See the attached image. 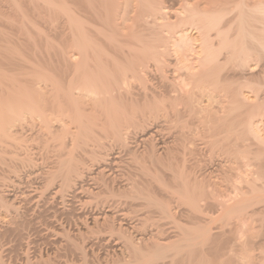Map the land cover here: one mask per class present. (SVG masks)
Returning a JSON list of instances; mask_svg holds the SVG:
<instances>
[{
    "label": "bare ground",
    "instance_id": "6f19581e",
    "mask_svg": "<svg viewBox=\"0 0 264 264\" xmlns=\"http://www.w3.org/2000/svg\"><path fill=\"white\" fill-rule=\"evenodd\" d=\"M3 1L0 17L7 19V30L13 28L0 26V165L14 163L7 174L5 167L0 170V213L21 207L14 203L16 193L3 185L22 178L28 166L42 177L37 188L51 189L55 201L64 204L70 199L66 193H73L82 206L77 215L82 238V227L91 231L105 224L118 233L119 240L88 234L80 242L72 239L84 252L80 256L98 246L110 254L104 262L100 256L90 262L82 257V264H264V0ZM157 122L169 124L167 132L174 129V135L168 132L172 143L161 148L151 141L157 129L149 123ZM133 137L152 142L147 159H161L155 147L168 159H154L150 167L153 158L150 163L141 158L149 163L135 162L142 176L138 170L124 180L129 166L121 164L122 150H129L131 162L145 154L144 146L137 150L141 156L135 151ZM29 138L38 141L33 151H43L39 166ZM198 140L212 157L224 155V164L202 163ZM189 154L198 160L190 156L189 162ZM156 165L166 169L154 170ZM99 194L95 203L89 200ZM121 203L131 209L125 213ZM162 218H171L177 230L167 232ZM13 224L0 222V264H7L4 239L14 232ZM24 228L15 231L20 240ZM234 231L243 239L227 240ZM24 260L34 264L29 254Z\"/></svg>",
    "mask_w": 264,
    "mask_h": 264
},
{
    "label": "rangeland",
    "instance_id": "374dc122",
    "mask_svg": "<svg viewBox=\"0 0 264 264\" xmlns=\"http://www.w3.org/2000/svg\"><path fill=\"white\" fill-rule=\"evenodd\" d=\"M3 2H6L5 0L3 1ZM1 20H3V18L2 17H0V22H2ZM4 20H5V18H4ZM4 20H3V22H2V24L4 23V25H1L0 24V26L1 27H5V29L4 30H7V28L8 27H6L5 26V22H4ZM5 21H7V19L5 20ZM6 24H9L8 22H6ZM11 24V23H10ZM18 24V23H17ZM9 26V25H8ZM12 25H10L9 26V30H7V31H10V27H11ZM14 26V25H13ZM11 28H13V27H11ZM23 35V34H22ZM158 123L159 122H157V124H155V123H149L150 124V126L152 125V127H151V129H157L158 131H159V129L161 130L162 129V131H159V134L157 133L158 131L157 130H154L153 132H155L154 134V136H152V138H151V141H152V139H154L155 140V143H156V145L155 146H157V147H163L166 143H172L171 141H173L174 139L171 137V139L169 138L170 136H171V134H173L174 135V129L173 128H171L170 130L172 131V133H171V131L168 129V132H170L169 134H168V132H167V130H164V128L166 129L167 127H166V125L164 124V123H159V126L160 127H157L156 125H158ZM149 124H147L146 126L148 127V125ZM163 124V125H162ZM164 125H165V127H164ZM145 126V127H146ZM149 126V127H150ZM153 126H154V128H153ZM163 128H162V127ZM168 126V128H169V124L167 125ZM157 127V128H156ZM172 127V126H171ZM144 128V127H143ZM142 128V129H143ZM141 129V128H140ZM140 129H137L139 132L141 131ZM145 129V128H144ZM163 130H164V132H163ZM161 133V134H160ZM131 134H133L134 135V133L132 132ZM140 134V133H139ZM163 134V135H162ZM167 134H168V136H167ZM159 135V136H158ZM161 135H162V138H161ZM170 135V136H169ZM172 135V136H173ZM132 136V135H131ZM160 137V138H159ZM111 138H109V140H110ZM113 139V138H112ZM133 140H131V142H128V144H133L134 146L135 145H137V148L138 147H140L141 149L143 148V146H144V148H143V150L145 149V154H143V150H142V154L145 156V158L147 157V158H149V156L148 155H150V154H147V152H148V150H149V152L151 151L150 149H152L153 148V145H152V147L151 146H149L150 145V142H149V144H145V142H144V144H143V142L141 143V141L140 140H137V141H135V139H134V137L132 138ZM168 139V140H167ZM30 140H32L31 138H29L28 139V141L31 143L32 141H30ZM106 140H108V138L106 139ZM130 140V139H129ZM153 140V141H154ZM159 140V141H158ZM171 140V141H170ZM28 141H25L24 143H25V145L28 143ZM111 141V140H110ZM138 141H140V142H138ZM157 141V142H156ZM35 142L37 143L38 141H34L33 143H31V144H33V146L32 145H30V147H29V144H28V148L31 150L33 147H34V144H35ZM95 141H93V143L91 144L92 146H94V145H96L95 143H94ZM134 142H138L140 145L142 144V146H138V144L136 143V144H134ZM90 143H91V141H90ZM152 143V142H151ZM165 143V144H164ZM198 149L199 148H201L199 151H197L198 152V154H200V152H201V154H200V156L198 157V156H195V154H194V156L193 157H195V158H193L192 157V155H187V156H189V157H187V156H185V157H187L186 159L188 160L189 159V162H190V160L192 159V162L193 161H196V160H193V159H197L198 160V158H199V160L202 162V163H206V161H207V164L210 166V164L211 165H213V163H214V165L215 166H217V164L218 163H220L221 164V162L223 163V161H224V155H220V156H218L217 154H219V153H216V154H214V156L212 157V155H213V153L210 151V148L208 147V146H206L202 141H200V140H198ZM200 143H202V144H200ZM162 144V145H161ZM169 144V145H170ZM35 145H38V144H35ZM131 146V145H129L130 146V148H133L134 146ZM145 145H146V147H145ZM203 145V146H202ZM27 146V145H26ZM147 146L148 147H151V148H147ZM166 146H167V144H166ZM32 147V148H31ZM37 146H35L34 148H36ZM157 147H155L154 149L156 150V151H160V154H159V152H158V155H156V157H158L159 155H161L162 157H161V159H163V157L165 156V158H164V161H165V159H168L167 157H168V155H166V151L165 150H162V149H160V148H157ZM140 148H138V149H135V147L133 148V151H134V149H135V151H137V150H139ZM123 149V148H122ZM140 149V150H141ZM158 149V150H157ZM203 149V150H202ZM127 150V149H126ZM125 149H123L122 150V155H121V157L123 156V159L122 160H124L125 159V157H126V159H127V161H126V159L124 160V161H122V162H126V163H121L122 165L124 164H127L128 166H129V168H127V167H125V166H127V165H123L124 167H125V170L127 171V172H125V170L123 171L124 172V174H123V176H124V180H125V177H127L128 176V174L129 173H131V172H133V175L132 176H134V175H136V174H134V172L135 171H138L139 170V166H140V164L142 165V163L144 162H141L140 160H141V158L143 159V160H145V161H148L149 159H145L144 158V156H142V157H140V159L139 160H135V161H133L134 163L137 161V162H139V166L137 167L136 166V163H135V165H130V164H132L133 162H131L134 158H132V159H130L131 157H132V154L129 152V150L127 151V152H125L126 151ZM146 150H147V152H146ZM202 150V151H201ZM31 151H33V149L31 150ZM35 151L37 152V154H36V156L35 155H32L33 154V152H34V154H35ZM38 151H42V150H38ZM38 151L37 150H34L33 152H31V156L32 157H34L35 156V158H33L34 160H35V163H34V166H36L37 165V162H40L39 160H40V158H38V156L40 157V154L38 155ZM134 151V152H135ZM162 151V152H161ZM163 151H164V154H163ZM211 152V154H210V152ZM20 152V154H21V152H24V151H19ZM43 152V151H42ZM123 152H124V154H126V155H123ZM128 152H129V154H128ZM138 152V154H139V156H141V154H140V151H137ZM137 152H136V154H137ZM203 152H204V154H203ZM121 154V153H120ZM128 154V155H127ZM147 154V155H146ZM152 154V153H151ZM156 154H157V152H156ZM163 154V155H162ZM22 155V154H21ZM24 155V154H23ZM22 155V156H23ZM42 155V154H41ZM179 155V154H178ZM196 155H197V153H196ZM210 155H211V157H210ZM127 156H130V157H128L127 158ZM179 156H181V155H179ZM192 158H191V157ZM204 156V157H203ZM215 156L217 157H220L221 159L223 158V160H221L220 158V160L219 159H215ZM31 157V158H32ZM88 157V156H87ZM178 156L177 155H175V158L176 159H174V160H179L180 162H181V160L183 159H178L177 158ZM184 157V156H183ZM196 157H198V158H196ZM206 157V158H205ZM209 157V158H208ZM89 159H90V157H88ZM150 158L152 159L153 157L152 156H150ZM181 158V157H180ZM191 158V159H190ZM205 158V159H204ZM214 158L215 160H212V159ZM87 159L88 161H90V160H92V159ZM150 159V160H151ZM156 161H155V160ZM158 160L160 159V156L157 158ZM157 159L156 158H153V162H152V160H151V165H149V163H150V160H149V163H148V165L151 167V166H153V165H155V163H154V161L155 162H157ZM160 159V160H161ZM204 159L205 161H202V160ZM207 159V160H206ZM210 159V160H209ZM12 161H13V159H11ZM129 160H131V161H129ZM218 160V161H217ZM226 160V159H225ZM87 161V162H88ZM167 161V160H166ZM210 161H211V163H210ZM213 161V162H212ZM215 161V162H214ZM220 161V162H219ZM131 162V163H130ZM175 162V161H174ZM188 162V163H189ZM191 162V163H192ZM217 162V163H216ZM14 163V161L11 163V161H9L8 160V162H7V165H5L4 164V167H5V169H4V167H3V165L1 166L0 165V167H3V168H1L0 170H2L3 171V169L4 170H6L7 169V167H8V164H9V166L11 165V164H13ZM133 163V164H134ZM146 163V162H145ZM154 163V164H153ZM158 163H159V161H158ZM210 163V164H209ZM92 164H96V162H94V163H92V161L91 162H89L88 163V165H91L90 167H96V165L94 166V165H92ZM224 164V163H223ZM39 165H40V163H39ZM39 165H37V166H39ZM143 165H147V164H144L143 163ZM148 165L146 166V167H148ZM213 165V166H214ZM219 165V164H218ZM133 168H131V167ZM133 166H135V168L133 167ZM159 165H156V166H154V170H156L157 168H159V170L160 169H162V170H164V167H160V166H163L162 164L158 167ZM124 167H122L123 169H124ZM144 167V166H143ZM155 167H157V168H155ZM24 168L25 167H23V169H21V170H23L24 171V173H23V171L21 172V177L23 178V180H22V178H17V177H14V178H17L16 180H17V182H16V180L14 179V178H11V180L12 179H14V180H12V182L11 183H13L12 185H9L7 182L5 183V185H3V188H5L6 187V189L9 191V192H11L12 194L13 193H16V194H13V195H15L16 197L14 198L13 197V195H12V198H14L15 199V201L16 202H14L15 203V205L16 206H21L20 208H16L15 206V209H17V212H16V210H13V211H9V209H6V210H8V211H6V210H3V212H1L0 213V222L1 223H3V225H7L8 223H10V224H13L11 221V219H13L11 216H13V217H15L16 215V220L18 221V220H20V219H22L25 223L23 224V226L25 227H23V226H21L20 227V225H22V221H20L19 223L18 222H16V220L15 221H13L15 224H13V225H15V227L16 228H14V232H12V233H9L8 235L9 236H6V238L4 239V241L6 240V246H8L9 245V247H11V248H9L8 247V250H7V248H6V251H9V253H6V252H4L5 254H7V255H4V257H5V259H4V257H3V259L4 260H7L6 261V263L8 264V262H9V264H23V260L26 258V256L29 254V256H30V258H31V261H34L33 263L34 264H37V263H42L43 264V262L45 261L44 259H47L48 257V259L49 260H46V261H48L50 264H75V263H80L81 262V264L84 262V257L85 258H88V259H86L88 262H90L91 260V258H93L94 256H100V261L101 262H104L105 261V258L107 259L108 257H110V254L107 252H104V249H106V248H100L99 246H98V248L96 247V248H94V250L95 249H97V251H98V253H95V252H97L96 250H95V252L93 253V252H91V250L90 249H88L89 251H87L88 253H90V255L88 254V253H86L87 254V256L88 257H86V256H84L83 254H81V255H83V256H80V254H79V251H82V250H80V249H78V248H76V247H74L73 245H72V242H73V240L75 239V240H77L78 242H80V241H82V240H84V239H87V234L88 235H90V238L91 237H93L95 240H96V238H97V236L98 235H108V236H112V238H114V239H116V240H119L120 239V237H119V235H118V233H113V232H111L110 230H109V228L104 224V225H100V226H97V227H94V229L93 230H91V231H87L85 228H83L82 227V230H83V232L84 233H86V235L85 236H83L84 238H82V236H80L79 235V228H77V227H79L78 225H80V221L78 220V216H79V214H80V212H81V209H82V206H81V204H78L79 202H76V201H74L73 200V197H71L70 196V194L73 196V193L72 192H67L66 193V197L67 198H69L70 197V199H66V204L68 205L69 203H70V205H65V203L64 204H62L61 202H60V200L59 199H56V201H55V199L53 198V196H52V194H51V192H49L48 193V191H51V189H48L47 191L46 190H44L45 188H43V189H41L40 188V190H44V193L42 192V191H40L38 188H39V186H40V181H42V179H38V177H34V175H36L35 173H33V170H31L28 166H26V170H24ZM37 168V167H36ZM39 168V167H38ZM130 168L132 169V170H134V171H131L130 170ZM136 168H138V169H136ZM142 168V167H141ZM153 168V167H152ZM152 168H150V169H152ZM8 169H10V168H8ZM28 169H30L29 170V173H28ZM165 169H166V167H165ZM1 171V172H2ZM30 171H32V173L30 172ZM130 171V172H129ZM140 171H141V169L138 171L139 172V174H141L140 173ZM4 172V171H3ZM6 172V174L8 173V170H6L5 171ZM122 172V173H123ZM138 172H135V173H137V175H138ZM9 173H10V171H9ZM126 173H127V175H126ZM13 174V173H12ZM132 174V173H131ZM126 175V176H125ZM19 176V175H18ZM131 176V175H130ZM131 176V177H132ZM140 176H142V174L141 175H139V176H137V177H140ZM20 177V176H19ZM30 177V178H29ZM32 177V178H31ZM41 177V176H40ZM39 177V178H40ZM135 177V176H134ZM36 178L37 180H39V181H37L36 183L33 181L34 179ZM42 178V177H41ZM19 179H20V181H19ZM85 179L87 180V177H85ZM10 180V179H9ZM10 180V181H11ZM21 180H22V182H21ZM89 180V179H88ZM8 181V180H7ZM13 181H15L16 182V184H19L20 183V185H21V187H19V185H16ZM29 181H30V183H31V185H30V183H29ZM36 181V180H35ZM9 182V181H8ZM88 182V181H87ZM122 182V181H121ZM26 183V184H25ZM7 185V186H6ZM35 185V186H34ZM9 186V187H8ZM15 186V187H14ZM37 186H38V188H37ZM13 187V188H12ZM25 187V188H24ZM10 188H12V190H10ZM103 188V187H102ZM15 189V190H14ZM33 189V190H32ZM39 190L41 193H43V194H45V197H43L44 195H42L39 191H36V190ZM18 190V191H17ZM23 190V191H22ZM104 190V191H103ZM102 191H103V193L101 194L102 195V197L103 196H107V195H105V191H106V189H103ZM16 191V192H15ZM29 191H30V193H29ZM31 192H32V194H35V195H37V196H32V197H34V198H32V197H30V196H27V195H29V194H31ZM34 192H38L37 194L36 193H34ZM48 194V195H46V193ZM68 193H70V194H68ZM38 194H41V196H42V198L44 199H42V198H38L39 196H38ZM69 195V197H68V195ZM99 194V196H93V197H91L89 200L92 202V203H95L96 202V200H97V198H99V197H101V195ZM21 196H22V198H21ZM40 196V197H41ZM50 196V197H49ZM24 197H26L25 199H24ZM47 197V198H46ZM97 197V198H96ZM52 198V199H51ZM13 199V200H14ZM20 199V200H19ZM38 199V200H37ZM48 199V200H47ZM53 199H54V201H53ZM24 200V201H23ZM49 200H50V202H49ZM69 200H70V202H69ZM47 202V203H46ZM55 202V203H54ZM67 202H69V203H67ZM71 202H72V204H71ZM25 203V204H24ZM49 203V204H48ZM54 203V204H53ZM75 203V204H74ZM75 205V206H73V207H71V205ZM42 205V206H41ZM44 205V206H43ZM76 205H77V207H76ZM50 206V207H49ZM27 207V208H26ZM59 207V208H58ZM65 207V208H64ZM70 207H71V210H68V209H70ZM75 207V208H74ZM138 208H141L140 206H137ZM136 207V208H137ZM30 208V209H29ZM57 208V209H56ZM75 209V214H74V211L72 212V210L73 209ZM79 208V209H78ZM121 208H123V209H125V213H127L131 208H130V206L129 205H126L125 203H121ZM130 208V209H129ZM5 209V208H4ZM11 209V208H10ZM13 209V208H12ZM52 209V210H51ZM129 209V210H128ZM134 209V208H133ZM19 210H20V212H19ZM23 210V211H22ZM25 210V211H24ZM50 210V211H49ZM56 210V211H55ZM90 210V209H89ZM88 210V211H89ZM44 211V212H43ZM57 211H59L58 213H57ZM66 211V212H65ZM69 211L70 212H72V214H71V217L73 218H71L70 216H68L69 215ZM80 211V212H79ZM92 211V214L95 212V210H91ZM91 211H89L90 213H91ZM5 212V213H4ZM7 212V213H6ZM23 212H24V214H23ZM26 212V213H25ZM27 212L30 214H27ZM40 212V213H39ZM50 212H51V214H50ZM17 213V214H16ZM19 213V214H18ZM48 213V214H47ZM61 213H63V214H61ZM79 213V214H78ZM10 216H9V215ZM23 214V215H22ZM75 216H74V215ZM7 215H8V217H7ZM26 217H25V216ZM41 215V216H40ZM44 215V216H43ZM48 215V216H47ZM51 215V216H50ZM63 215V216H62ZM78 215V216H77ZM132 215H134V214H129L128 216V218L132 221L133 219H134V216H132ZM21 216V217H20ZM45 217L44 219H43V217ZM56 216V217H55ZM42 217V218H41ZM48 219H47V218ZM50 217H51V219H50ZM70 217V218H69ZM6 218H8V219H6ZM10 218V219H9ZM57 218V219H56ZM158 218V217H157ZM15 219V218H14ZM27 219V220H26ZM28 219H29V221H28ZM32 219V220H31ZM47 219V220H46ZM60 219V220H59ZM70 219V220H69ZM72 219V220H71ZM158 219H160V218H158ZM7 220V221H6ZM10 220V221H9ZM66 220V221H65ZM74 220V221H73ZM61 221V222H60ZM70 221V222H69ZM76 221V222H75ZM160 222H162L161 224H164L163 226H164V228L166 229V231L167 232H169V233H172V232H175L176 230H177V228H176V226H175V224H174V222H172L171 221V218H170V220H169V218H162L161 220H159ZM36 222V223H35ZM58 222V223H57ZM65 222V223H64ZM77 222H78V224H77ZM18 223V225H19V228H24L25 230V232L23 231V234L24 233H27L26 235H25V239H24V237H23V240H25L24 241V243H26V245H27V242L28 243H31V244H28L27 246L25 245H22V241L23 240H20L19 239V237L17 236L18 234L16 233L17 231H21V229L20 230H17V227H18V225H16ZM29 223V224H28ZM49 223V224H48ZM53 223V224H52ZM57 223V224H56ZM71 223H72V225H71ZM76 223V224H75ZM35 224V225H34ZM45 224V225H44ZM174 224V225H173ZM40 225V226H39ZM56 225H57V227H56ZM77 225V226H76ZM151 226H149V229L150 228H155L154 226H152V224H150ZM41 226H42V228H41ZM71 226V227H70ZM33 227H35V228H33ZM53 227V228H52ZM55 227V228H54ZM69 227V228H68ZM38 228V229H37ZM48 228V229H47ZM56 228H58V230L56 229ZM66 228V229H65ZM77 228V229H76ZM28 229V230H27ZM34 229V230H33ZM41 229V230H40ZM79 229V230H78ZM235 229V228H234ZM17 230V231H16ZM23 230V229H22ZM37 230V231H36ZM49 230V231H48ZM61 230V231H60ZM66 230V231H65ZM78 230V231H77ZM170 230H172L171 232H170ZM247 230H248V228H247ZM16 231V232H15ZM55 231V232H54ZM70 231V232H69ZM94 231V232H93ZM22 232V231H21ZM30 232V233H29ZM32 232H34V233H32ZM38 232V233H37ZM48 232V233H47ZM69 232V233H68ZM235 232V233H234ZM234 232H229V235L230 236H233V237H228L229 235H228V233L226 234V235H228L227 237L229 238V239H227V237H225L224 239H227V240H229V241H231V240H235L236 239V237H238V239H243V237H242V235H241V237L240 236H238L239 235V233H237L236 231H234ZM245 232H247V231H245ZM28 233H29V235H28ZM52 233V234H51ZM237 233V234H236ZM246 234V233H245ZM244 234V235H245ZM30 235H31V237H30ZM38 235V236H37ZM42 235V236H41ZM91 235H93V236H91ZM14 236H16V237H14ZM80 236V237H79ZM11 237H13V238H11ZM18 237V242L20 241V243L21 244H19L20 245V247H23V248H18V247H16V245H18V242H17V238ZM34 237V238H33ZM68 237V238H67ZM78 238H82V239H80V241H79V239ZM10 239V240H9ZM28 239V240H27ZM68 239V240H67ZM73 239V240H72ZM13 240V241H12ZM16 240V241H15ZM39 240V241H38ZM70 240H72V241H70ZM227 240H225V241H223V243H225V245H229L230 243L229 242H227ZM8 241V242H7ZM27 241V242H26ZM31 241V242H30ZM15 242V243H14ZM35 242V243H34ZM13 243H14V245H13ZM23 243V244H24ZM227 243V244H226ZM229 243V244H228ZM49 244V245H48ZM51 244V245H50ZM22 245V246H21ZM5 246V247H6ZM30 246L32 247V248H30ZM33 246H35V247H33ZM38 246V247H37ZM71 246H73L74 248H72ZM16 247V248H15ZM24 247H27V248H24ZM28 247L30 248V249H28ZM37 248H39V249H37ZM44 248V249H43ZM22 249V250H21ZM26 249H28V251L29 250H32V251H30V253L26 250ZM78 249V253H77V251H75V250H77ZM103 250V251H101V250ZM26 250V252H24ZM41 250H42V252H41ZM10 251H12L11 253H10ZM49 251V252H48ZM1 252V251H0ZM22 252V253H21ZM28 252V253H27ZM44 252V253H43ZM83 252V251H82ZM81 252V253H82ZM12 253H13V255H12ZM21 253V254H20ZM41 253V254H40ZM84 253V252H83ZM93 253V254H92ZM9 254V255H8ZM10 254H11V256H10ZM44 256H43V255ZM24 255V256H23ZM37 255H39V256H37ZM40 256H42L43 258H40ZM90 256V257H89ZM9 257H10V259H9ZM16 257V258H15ZM20 257V258H19ZM23 257H24V259H23ZM35 257H38V258H40V260L38 259V258H36L35 259ZM83 257V258H82ZM6 258H8V259H6ZM12 258V259H11ZM96 258V257H95ZM93 259V260H95L96 261V259ZM98 258V257H97ZM42 259V260H41ZM35 260H37V263H36V261ZM39 260V261H38ZM92 260V261H93ZM18 261V262H17ZM25 261V260H24ZM45 261V262H46ZM92 263V262H91Z\"/></svg>",
    "mask_w": 264,
    "mask_h": 264
}]
</instances>
